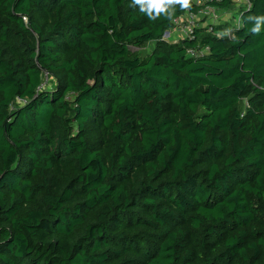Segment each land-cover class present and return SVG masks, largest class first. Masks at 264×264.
<instances>
[{"label": "trees", "instance_id": "1", "mask_svg": "<svg viewBox=\"0 0 264 264\" xmlns=\"http://www.w3.org/2000/svg\"><path fill=\"white\" fill-rule=\"evenodd\" d=\"M249 1L236 27L171 42L201 6L153 21L131 0H0V264H264Z\"/></svg>", "mask_w": 264, "mask_h": 264}, {"label": "rangeland", "instance_id": "2", "mask_svg": "<svg viewBox=\"0 0 264 264\" xmlns=\"http://www.w3.org/2000/svg\"><path fill=\"white\" fill-rule=\"evenodd\" d=\"M197 6H201L202 10L197 14H190L191 17L185 16L183 18L184 27H189L190 25H197L198 27L206 26L209 24L214 25H230L232 27H236L240 24V12L244 7L242 1L236 2L231 9L225 10L220 9L218 7H214L212 5H206L205 0H192ZM186 29H177L172 30L171 33L166 35V39L168 41L174 42L178 41L180 38L185 37ZM154 48V42L149 43V45L142 49L140 54L145 56L150 54L152 49ZM132 49L138 53L139 49L136 47H132ZM247 98H245L244 103L246 105Z\"/></svg>", "mask_w": 264, "mask_h": 264}, {"label": "clouds", "instance_id": "3", "mask_svg": "<svg viewBox=\"0 0 264 264\" xmlns=\"http://www.w3.org/2000/svg\"><path fill=\"white\" fill-rule=\"evenodd\" d=\"M132 7H138L149 19L156 21L161 16L171 21L175 16L176 9L188 10L192 6V0H131ZM248 22L252 24L249 29L251 35H259L264 30V15H250ZM231 29H226L218 34L223 37L231 33Z\"/></svg>", "mask_w": 264, "mask_h": 264}, {"label": "built area", "instance_id": "4", "mask_svg": "<svg viewBox=\"0 0 264 264\" xmlns=\"http://www.w3.org/2000/svg\"><path fill=\"white\" fill-rule=\"evenodd\" d=\"M211 1H213V0H205L206 3L207 2H211ZM217 1H219V0H217ZM239 1H242L243 2L242 4H244L243 6H245V7H249L250 6V1L249 0H234L235 3L236 2H239ZM190 14L193 15V13L188 12L184 16L179 17V18H176L174 20V28L172 30H177V29H183V30H185L186 29V35H185V37H190L191 34H192V32H193V30H194V28L197 27V25H190L189 27H184L183 22H182L183 21V18L185 16L188 15V17H191ZM25 20H26V18H25ZM171 31L167 32L166 35L168 33L170 34ZM166 35H165V39H166ZM174 42H176V41H174ZM191 53L194 54V52H192V51H191Z\"/></svg>", "mask_w": 264, "mask_h": 264}]
</instances>
